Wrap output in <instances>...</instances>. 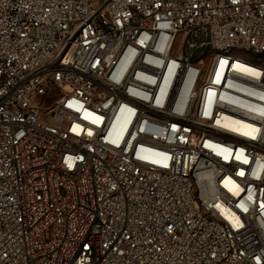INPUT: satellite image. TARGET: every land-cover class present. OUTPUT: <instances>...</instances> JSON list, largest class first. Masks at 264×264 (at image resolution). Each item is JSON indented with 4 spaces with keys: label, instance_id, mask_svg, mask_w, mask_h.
I'll list each match as a JSON object with an SVG mask.
<instances>
[{
    "label": "built area",
    "instance_id": "obj_1",
    "mask_svg": "<svg viewBox=\"0 0 264 264\" xmlns=\"http://www.w3.org/2000/svg\"><path fill=\"white\" fill-rule=\"evenodd\" d=\"M0 264H264V0H0Z\"/></svg>",
    "mask_w": 264,
    "mask_h": 264
},
{
    "label": "rangeland",
    "instance_id": "obj_2",
    "mask_svg": "<svg viewBox=\"0 0 264 264\" xmlns=\"http://www.w3.org/2000/svg\"><path fill=\"white\" fill-rule=\"evenodd\" d=\"M184 41H185V34H180L178 41H177V46L179 47L178 50L182 51L184 49V46H183ZM235 54L239 57L255 62V60L251 57V55L247 54L244 51H236ZM49 101H52V98H50Z\"/></svg>",
    "mask_w": 264,
    "mask_h": 264
},
{
    "label": "bare ground",
    "instance_id": "obj_3",
    "mask_svg": "<svg viewBox=\"0 0 264 264\" xmlns=\"http://www.w3.org/2000/svg\"><path fill=\"white\" fill-rule=\"evenodd\" d=\"M236 66H237L238 68H240L241 70H249V69H250L249 67H246V66H240V65H238V64H236Z\"/></svg>",
    "mask_w": 264,
    "mask_h": 264
}]
</instances>
